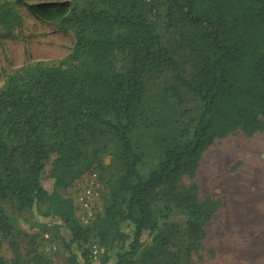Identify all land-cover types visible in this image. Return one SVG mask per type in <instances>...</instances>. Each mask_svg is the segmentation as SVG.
<instances>
[{
  "label": "trees",
  "instance_id": "obj_1",
  "mask_svg": "<svg viewBox=\"0 0 264 264\" xmlns=\"http://www.w3.org/2000/svg\"><path fill=\"white\" fill-rule=\"evenodd\" d=\"M17 5L72 32L74 44L60 62L32 61L0 85V198L51 217L69 231L67 247L76 245L85 264L95 243L108 248L101 264L112 255L111 264H136L149 244L167 249L162 228L173 206L185 212L189 252L197 250L219 203L200 199L196 184L185 185L183 177L194 174L218 138L236 129L251 136L264 126V0H0L3 11ZM181 50L188 73L176 60ZM116 52L123 55L120 70L112 61ZM155 74L171 75L164 89L181 115L162 140L157 166L142 177L146 154L134 136L147 123L146 87ZM183 92L195 108L186 107ZM105 156L121 170L103 214L82 226L59 189L92 169L103 181ZM158 195L165 202L159 213ZM0 228H10L1 217ZM8 264L27 263L16 250ZM32 264L50 260L35 255Z\"/></svg>",
  "mask_w": 264,
  "mask_h": 264
},
{
  "label": "rangeland",
  "instance_id": "obj_2",
  "mask_svg": "<svg viewBox=\"0 0 264 264\" xmlns=\"http://www.w3.org/2000/svg\"><path fill=\"white\" fill-rule=\"evenodd\" d=\"M4 10H0V85L6 74L32 61L58 63L70 52L74 44L72 32H59L54 25L35 19L24 6ZM8 13L17 15L18 20H13L15 16L9 17ZM176 60L185 73L190 71L185 50L176 54ZM112 61L120 70L123 55L114 53ZM167 84H172L170 74H155L147 82L151 111L144 117L147 123L134 136V140L142 142L146 154L145 164L140 167L142 177L157 166L165 147L162 140L173 132L180 119L181 109L176 100L165 92ZM182 95L186 107L195 108L192 97L184 92ZM102 164L106 184L102 198L104 209L121 164L108 156L103 158ZM46 183L47 187H52V183ZM183 183L189 186L196 184L200 199L210 198L219 203L214 217L206 225L202 246L189 252L185 212L173 206L168 210L162 228L163 237L170 240L169 246L167 249L155 248L151 244L145 246L136 264H264V126L251 136L236 129L215 140L203 153L194 174L183 177ZM59 190L65 197L70 196V188ZM153 202L155 211L159 213L164 200L158 195ZM0 217L10 226L0 228V263H10L17 250L27 264H32L35 255L49 259L50 264H85L76 245L72 244L70 250L67 247L69 231L55 227L57 222L51 217L20 210L17 200L11 197L0 198ZM121 227L124 232H130L127 223ZM71 252L77 256L75 262L71 260ZM113 260L114 255L110 257V261ZM88 264L101 263L99 259H91Z\"/></svg>",
  "mask_w": 264,
  "mask_h": 264
},
{
  "label": "built area",
  "instance_id": "obj_3",
  "mask_svg": "<svg viewBox=\"0 0 264 264\" xmlns=\"http://www.w3.org/2000/svg\"><path fill=\"white\" fill-rule=\"evenodd\" d=\"M104 184L101 173L92 169L83 174L70 187V198L72 199L75 216L82 226L92 224L103 214L102 198ZM108 248L95 243L91 246V259L98 260L107 253Z\"/></svg>",
  "mask_w": 264,
  "mask_h": 264
}]
</instances>
